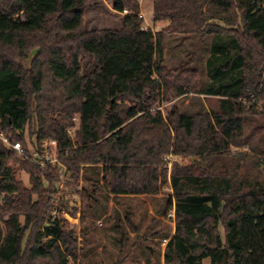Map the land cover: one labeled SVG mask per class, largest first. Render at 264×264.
Returning a JSON list of instances; mask_svg holds the SVG:
<instances>
[{
    "label": "trees",
    "instance_id": "16d2710c",
    "mask_svg": "<svg viewBox=\"0 0 264 264\" xmlns=\"http://www.w3.org/2000/svg\"><path fill=\"white\" fill-rule=\"evenodd\" d=\"M108 1L127 13L120 30L86 31L85 0H0V132L29 156L25 129L35 148L55 141L92 213L102 187L117 201L168 184L158 213L173 210L175 231L164 264H264V0H153L152 20L168 22L158 32L143 27L140 0ZM176 35L209 39L205 85L193 58L166 66ZM187 94L216 97L217 110L162 114ZM170 156L190 161L168 176ZM57 170L0 141V264H97L80 262L86 247L52 216ZM124 220L113 229L121 249L125 227L138 231Z\"/></svg>",
    "mask_w": 264,
    "mask_h": 264
},
{
    "label": "rangeland",
    "instance_id": "374dc122",
    "mask_svg": "<svg viewBox=\"0 0 264 264\" xmlns=\"http://www.w3.org/2000/svg\"><path fill=\"white\" fill-rule=\"evenodd\" d=\"M152 3L153 0H140V15L143 17L145 29L158 32L163 27L165 28L168 22L152 20ZM85 4L84 28L86 31L121 29L123 17L127 13L115 12L108 0H85ZM209 45V39L202 40L180 35L166 37L164 43L165 64L168 68H182L188 60L193 58L195 61L193 68L201 73V84L205 85L207 83L205 63L209 57ZM173 107L180 113L198 114L217 110L218 102L216 97L187 94L164 103L159 109L165 116ZM77 126L78 119L76 118L75 125L69 131L71 138H74ZM24 135L27 152L32 153L35 150V145L31 143L32 140L34 141V137L29 138L27 129H25ZM257 139L255 138L254 143L257 142ZM52 151L54 150L52 149ZM52 155L59 162L54 166L50 164L58 169L52 183L56 192L52 201L55 206L52 216L57 213L62 216L69 228L77 234L78 245L86 247L88 256L85 258L79 256L81 263H85L89 259L97 264H115L118 261L121 262L120 264H164L165 246L175 231L173 210L166 216L158 213L166 209L167 200L172 194L168 184L163 188L161 195L155 197L127 196L121 197L117 201L113 196H109L105 187H102L98 194L101 206L92 213L87 210L85 199L82 197L81 188L85 186L84 181L80 180L77 185L73 183L70 180V174L61 165V159L56 151ZM23 159L32 162L29 154H25ZM167 161L169 176L173 162L187 164L190 160L170 156ZM38 166L42 169L46 168V165ZM15 177L25 188L30 187L29 177L26 173L17 170ZM82 211H84V219L81 221ZM126 214L129 215L138 231L133 232L127 226L125 227L127 241L121 249L116 245L118 235L113 229L119 221L125 226ZM83 228L87 230V241H84L79 235ZM165 235H168V240H164ZM208 262L209 260L204 261V263ZM70 264L78 263L71 262Z\"/></svg>",
    "mask_w": 264,
    "mask_h": 264
},
{
    "label": "built area",
    "instance_id": "2783aa9c",
    "mask_svg": "<svg viewBox=\"0 0 264 264\" xmlns=\"http://www.w3.org/2000/svg\"><path fill=\"white\" fill-rule=\"evenodd\" d=\"M0 141L4 145V147L14 151L17 156H25L24 148L19 142L12 143L11 139L5 136L2 132H0ZM56 151V143L55 141H45L39 148H35L33 152L30 154V160L38 165H46L59 164L57 159H54L52 153Z\"/></svg>",
    "mask_w": 264,
    "mask_h": 264
},
{
    "label": "crops",
    "instance_id": "0c3cea01",
    "mask_svg": "<svg viewBox=\"0 0 264 264\" xmlns=\"http://www.w3.org/2000/svg\"><path fill=\"white\" fill-rule=\"evenodd\" d=\"M167 25H168V24H167ZM167 25H166V26H167ZM166 26H165V27H166ZM163 28H164V27H163Z\"/></svg>",
    "mask_w": 264,
    "mask_h": 264
}]
</instances>
